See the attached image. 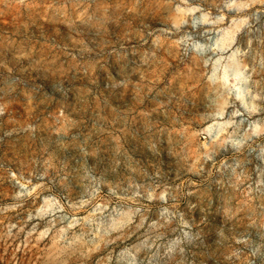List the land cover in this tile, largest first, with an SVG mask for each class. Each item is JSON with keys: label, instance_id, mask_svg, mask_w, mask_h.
Returning a JSON list of instances; mask_svg holds the SVG:
<instances>
[{"label": "rangeland", "instance_id": "1", "mask_svg": "<svg viewBox=\"0 0 264 264\" xmlns=\"http://www.w3.org/2000/svg\"><path fill=\"white\" fill-rule=\"evenodd\" d=\"M0 264H264V0H0Z\"/></svg>", "mask_w": 264, "mask_h": 264}]
</instances>
